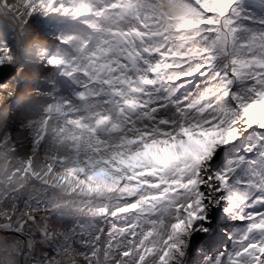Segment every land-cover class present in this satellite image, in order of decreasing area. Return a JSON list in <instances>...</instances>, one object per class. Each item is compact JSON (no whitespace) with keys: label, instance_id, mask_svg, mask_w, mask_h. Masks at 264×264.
Wrapping results in <instances>:
<instances>
[{"label":"snow or ice","instance_id":"obj_1","mask_svg":"<svg viewBox=\"0 0 264 264\" xmlns=\"http://www.w3.org/2000/svg\"><path fill=\"white\" fill-rule=\"evenodd\" d=\"M241 3L0 0V67L79 88L35 93L18 130L0 119V264H182L210 204L239 227L205 264H264V31L240 35ZM36 13L87 35L49 54Z\"/></svg>","mask_w":264,"mask_h":264},{"label":"rangeland","instance_id":"obj_2","mask_svg":"<svg viewBox=\"0 0 264 264\" xmlns=\"http://www.w3.org/2000/svg\"><path fill=\"white\" fill-rule=\"evenodd\" d=\"M106 3L110 0H105ZM242 19L237 23L245 32L240 35L246 36L249 33L264 31V0H242L239 5ZM36 13L28 21L31 35L44 43L45 49L49 54H54L62 47L58 37L70 34L86 36L85 29L73 24L67 19L52 17ZM1 19V18H0ZM49 21L44 23V21ZM4 22L0 20V26ZM44 24V25H43ZM47 26V27H46ZM22 71L17 73L16 69L3 66L0 67V84H9L12 89H0V109L7 104L11 105L9 114L4 118L7 120V130H18L23 122L29 118H39V111H32V98L37 92L51 91L50 84L55 82L61 88V95H66L69 100H73L71 93L79 91V88H72L69 81L60 75L61 69L50 68L38 60H21ZM195 84L201 87L205 85L203 80H196ZM193 82H190L186 89H181V93L194 92ZM242 143H238L235 148L222 155L217 161L216 167L219 168L228 160L236 159L244 154L248 138L242 136ZM2 164V161H0ZM207 223L204 227L207 232L193 231L192 235L186 239L187 248L182 264H205V261L219 255L225 249L232 247L231 236L239 227V222L230 218L225 211V207L219 205L206 206ZM217 236V237H216ZM220 238V239H219ZM217 239V240H216Z\"/></svg>","mask_w":264,"mask_h":264},{"label":"bare ground","instance_id":"obj_3","mask_svg":"<svg viewBox=\"0 0 264 264\" xmlns=\"http://www.w3.org/2000/svg\"><path fill=\"white\" fill-rule=\"evenodd\" d=\"M49 17V19H51L52 17H56V16H48ZM47 17V18H48ZM1 19V22H4V20H3V17H0ZM46 22H49V21H47V19H46V21H44V23H46ZM4 24V23H3ZM44 25V24H43ZM47 27V26H46ZM9 106H11V105H8L7 106V104H5L1 109H0V119H4V116L7 114H9V112H10V107ZM217 237V236H216ZM220 239V238H219ZM217 240V239H216Z\"/></svg>","mask_w":264,"mask_h":264},{"label":"clouds","instance_id":"obj_4","mask_svg":"<svg viewBox=\"0 0 264 264\" xmlns=\"http://www.w3.org/2000/svg\"><path fill=\"white\" fill-rule=\"evenodd\" d=\"M4 23H7V21H4Z\"/></svg>","mask_w":264,"mask_h":264}]
</instances>
